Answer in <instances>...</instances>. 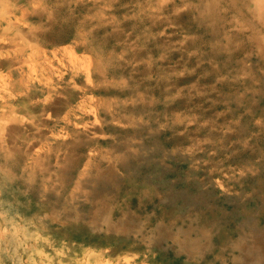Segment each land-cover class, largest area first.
Wrapping results in <instances>:
<instances>
[{
  "label": "rangeland",
  "instance_id": "374dc122",
  "mask_svg": "<svg viewBox=\"0 0 264 264\" xmlns=\"http://www.w3.org/2000/svg\"><path fill=\"white\" fill-rule=\"evenodd\" d=\"M214 154L264 170V0H0V264H264Z\"/></svg>",
  "mask_w": 264,
  "mask_h": 264
},
{
  "label": "crops",
  "instance_id": "0c3cea01",
  "mask_svg": "<svg viewBox=\"0 0 264 264\" xmlns=\"http://www.w3.org/2000/svg\"><path fill=\"white\" fill-rule=\"evenodd\" d=\"M229 161L227 156L225 159H222L217 154L212 155L209 172L211 184L218 192L226 193L228 196H240L244 199L246 193H248L246 196H249V191H251V178H254L258 184V191L264 190V170H262V174L260 170L252 177L250 160H246L241 164H232ZM195 163L196 164L189 166L195 168L197 176H200L201 172L204 174L208 169L205 160L195 159ZM205 177L206 176H202L201 179L203 180ZM197 179L201 180L200 178ZM171 254L172 252L170 250L166 252L168 256H171ZM173 264H180V258L175 259Z\"/></svg>",
  "mask_w": 264,
  "mask_h": 264
},
{
  "label": "bare ground",
  "instance_id": "6f19581e",
  "mask_svg": "<svg viewBox=\"0 0 264 264\" xmlns=\"http://www.w3.org/2000/svg\"><path fill=\"white\" fill-rule=\"evenodd\" d=\"M87 258V257H86ZM191 263V262H190Z\"/></svg>",
  "mask_w": 264,
  "mask_h": 264
}]
</instances>
